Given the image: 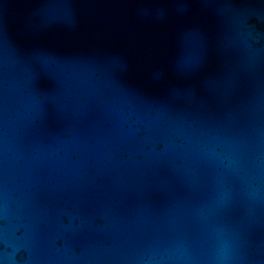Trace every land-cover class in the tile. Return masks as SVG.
<instances>
[{"label":"water","instance_id":"obj_1","mask_svg":"<svg viewBox=\"0 0 264 264\" xmlns=\"http://www.w3.org/2000/svg\"><path fill=\"white\" fill-rule=\"evenodd\" d=\"M0 264H264V0H0Z\"/></svg>","mask_w":264,"mask_h":264}]
</instances>
